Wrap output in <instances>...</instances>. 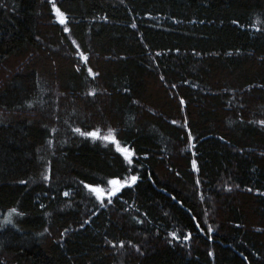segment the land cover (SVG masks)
<instances>
[{
    "label": "trees",
    "instance_id": "1",
    "mask_svg": "<svg viewBox=\"0 0 264 264\" xmlns=\"http://www.w3.org/2000/svg\"><path fill=\"white\" fill-rule=\"evenodd\" d=\"M261 121L264 0H0V264H264Z\"/></svg>",
    "mask_w": 264,
    "mask_h": 264
},
{
    "label": "snow or ice",
    "instance_id": "2",
    "mask_svg": "<svg viewBox=\"0 0 264 264\" xmlns=\"http://www.w3.org/2000/svg\"><path fill=\"white\" fill-rule=\"evenodd\" d=\"M49 3H52V0H49ZM52 10L57 18V22L60 25H66V17L64 13L56 7L55 4H52ZM235 24L236 21H233ZM135 27V25H133ZM64 32L67 33L69 32L68 27H64ZM77 54L79 55V58L81 61L85 62V66L87 67V61H88V56L84 55L83 53L80 52L79 49H77ZM80 69L77 68V71ZM88 75L90 77H95L98 75V73H95L90 67L88 68ZM163 80L164 78L161 77ZM88 95H93L92 92H89ZM180 104L183 105L184 101L180 100ZM175 123V121H173ZM262 125H264V121L260 122ZM74 132L79 133L81 136H86L91 138L92 140H102L105 141L106 143H110L115 146V152L119 154L120 157L123 158L124 163L129 166V168L132 167L133 165V152L130 151L127 147L121 146L120 142L117 140L114 130L109 128L107 131L106 135L101 134L99 129L93 130V131H81L79 128L73 129ZM191 139V137H189ZM49 144H51V141H49ZM193 170H196V164L193 162ZM44 179L47 180L49 177L47 175L44 176ZM138 177L136 175L129 174L123 178H120L119 176H114L110 177L106 181V187H101L99 184L95 186H91L88 183L84 184V188L87 189L96 199V201L100 204L101 207L104 206V201L107 200V202L110 204L112 203V198L117 196L118 193L121 192L122 189L128 187L131 188L133 185L137 183ZM21 183H24V181H21ZM101 183H104L101 181ZM67 195V193H65ZM175 199V197H173ZM14 215H20V213L16 209H10L6 214L3 216V220L0 221L2 224H12L13 220L12 217ZM84 223H88L87 220L84 221ZM199 227V225H197ZM211 231V229H209ZM170 236L173 240L178 239L175 233H170ZM190 238L189 235H184L183 239L185 241H188ZM123 247V244L120 245ZM211 255V253H209Z\"/></svg>",
    "mask_w": 264,
    "mask_h": 264
},
{
    "label": "rangeland",
    "instance_id": "3",
    "mask_svg": "<svg viewBox=\"0 0 264 264\" xmlns=\"http://www.w3.org/2000/svg\"><path fill=\"white\" fill-rule=\"evenodd\" d=\"M53 11V10H52ZM53 15H54V18H55V20L57 21V18H56V16H55V14H54V12H53ZM89 138V137H88ZM114 148H115V146H114ZM32 256L36 259V260H38L39 262H41V263H43V264H48V262L46 261V259L44 258V256L37 250V249H35L33 252H32Z\"/></svg>",
    "mask_w": 264,
    "mask_h": 264
},
{
    "label": "water",
    "instance_id": "4",
    "mask_svg": "<svg viewBox=\"0 0 264 264\" xmlns=\"http://www.w3.org/2000/svg\"><path fill=\"white\" fill-rule=\"evenodd\" d=\"M77 49H79V48H76V52H77ZM80 50V49H79ZM80 52H81V50H80ZM82 53V52H81ZM83 62V61H82Z\"/></svg>",
    "mask_w": 264,
    "mask_h": 264
}]
</instances>
